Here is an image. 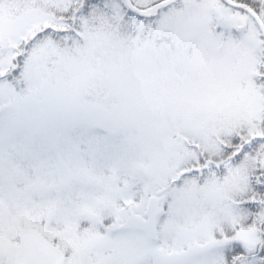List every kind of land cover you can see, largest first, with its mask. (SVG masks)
I'll list each match as a JSON object with an SVG mask.
<instances>
[{"label":"snow or ice","instance_id":"6c2138e0","mask_svg":"<svg viewBox=\"0 0 264 264\" xmlns=\"http://www.w3.org/2000/svg\"><path fill=\"white\" fill-rule=\"evenodd\" d=\"M0 264H264V0H0Z\"/></svg>","mask_w":264,"mask_h":264}]
</instances>
